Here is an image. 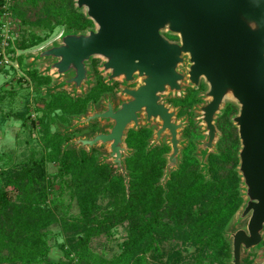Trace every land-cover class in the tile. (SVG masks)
Segmentation results:
<instances>
[{"label": "water", "instance_id": "water-1", "mask_svg": "<svg viewBox=\"0 0 264 264\" xmlns=\"http://www.w3.org/2000/svg\"><path fill=\"white\" fill-rule=\"evenodd\" d=\"M76 11L93 23L83 30L65 29L55 40L28 53V70L38 64L54 81L46 97L66 90L75 100L96 85L93 60L106 84L118 82L115 95L102 94L85 112L69 116L61 134L102 123L96 132L75 136L62 146L91 154L106 149L98 164L114 167L129 193L126 158L134 150L126 143L130 130L152 128L147 151L170 150L157 185L166 190L171 173L179 169L187 116L170 99L197 90L194 122L203 138L194 156L199 172L210 178L208 158L217 154L221 132L216 125L225 108L237 107L230 120L240 143L235 171L242 204L224 235L230 243L225 264H246L244 254L264 235V0H73ZM169 36L175 39H170ZM230 100V101H228Z\"/></svg>", "mask_w": 264, "mask_h": 264}, {"label": "trees", "instance_id": "trees-1", "mask_svg": "<svg viewBox=\"0 0 264 264\" xmlns=\"http://www.w3.org/2000/svg\"><path fill=\"white\" fill-rule=\"evenodd\" d=\"M10 15L30 29L26 37L16 38L20 49L38 46L59 25L83 30L92 24L76 11L73 0H12ZM96 63L94 60L93 65ZM95 72L96 85L85 98L75 100L66 91L51 94L42 101L47 113L60 110L59 119L68 123L69 116L85 112L91 100L97 101L111 89ZM42 80L45 78L39 80L38 87ZM194 95L171 101L181 107V113H191ZM236 112L237 107L228 104L223 113L219 153L208 158L210 178L199 172L198 160L187 151L179 169L171 173L166 190L157 184L167 148L147 151L149 131L131 130L126 141L134 152L125 160L130 178L128 195L123 177L112 176L108 165L98 164L96 155L83 149L62 154V140L69 135L47 130L45 145L50 151L46 156L0 175V264H150L149 256L160 259L162 242L176 235L183 243L203 250L204 264H225L231 255L224 232L243 201L235 171L237 133L229 121ZM44 119L41 116L39 124H44ZM46 162L57 165L55 174L46 173ZM73 202L78 211L70 215ZM57 222L73 233L60 245L64 262L47 257L48 228ZM125 222L128 238L119 253L108 256L92 249L94 238L112 236L113 229ZM245 262L251 264V260Z\"/></svg>", "mask_w": 264, "mask_h": 264}, {"label": "rangeland", "instance_id": "rangeland-1", "mask_svg": "<svg viewBox=\"0 0 264 264\" xmlns=\"http://www.w3.org/2000/svg\"><path fill=\"white\" fill-rule=\"evenodd\" d=\"M10 17L12 22L14 23V26L18 29L20 28V31L18 33L16 32V38L20 39V37L22 36L26 37L30 29H26L27 26H22L16 16L10 15ZM91 26H93V23L88 27ZM65 29L68 28H66L64 25L57 26L54 29L53 33L49 35L44 41H42L38 46L29 49H20L17 46L15 40V47L20 52L18 53L19 55L17 54L15 55V57H13V60L16 61L17 66H11L10 68H0V175L2 172L10 169L13 166H20L27 162L36 161L46 156L50 151L47 145H45L47 130L50 134L56 132L63 137L69 135V137L73 138L78 135L90 133L95 129L94 125L96 124H93L87 128L68 132L66 134H61L60 125H69L71 123L70 118L68 117V123L62 122L59 119L61 111L56 110L52 113H47L44 103L42 102L43 100L46 101L49 99L48 97H46L44 88L54 81V77L52 75L43 74L42 66L39 64L33 69L28 70L27 68L29 59L26 55L30 52L35 51L37 48L55 40L57 36ZM95 66L93 65V68L94 70H97ZM41 78H45V80H42V83L38 87V82H40L39 80H41ZM100 98L97 101H91L98 103ZM228 104L230 103L228 102ZM190 112L192 113L194 119V112L192 111V107L190 109ZM188 114L190 113L180 112L179 117L187 116L189 122ZM41 116L45 117L44 124L42 125L39 124V118ZM222 116L223 114L218 117L216 121L218 129L219 125L223 123ZM230 118L229 121L231 125L236 129L237 133V128L233 125ZM32 121L34 122L33 126L31 125ZM98 124L99 123H97V125ZM194 127L196 129L192 130L190 138H188L183 131L182 137L187 139V146L182 149V162L184 161V157L187 151H190V155L196 158L194 156V152L197 150L195 142L204 137L203 134L199 132L201 130V126L195 124ZM76 132L78 134H76ZM220 132L221 136L217 141V154L219 153L218 143L222 140L223 136L221 130ZM68 140L69 139L62 140L63 142L61 146ZM239 147L240 143L238 139L236 155ZM162 149H165V147H162ZM96 150L99 152H106V149ZM168 151V149L165 150V153H167ZM182 162L180 163V165L182 164ZM107 164L109 165V163ZM111 167L112 166H110V168ZM112 169L113 170L111 171L113 173L114 167H112ZM45 170L46 173L51 176L56 173L57 165L52 162H46ZM52 197L53 195H50L49 198ZM101 202L105 204L107 200H102ZM77 211V205L75 202H73L70 209V215H75ZM58 217H61L60 213L58 214ZM48 230V244L50 246L49 252L47 254L48 260L52 262H64L65 258L63 257V252L60 248V245L64 244L66 242V237L72 235L73 233L71 231H65L60 222H57L56 224L50 226ZM127 238L128 223L125 222L113 229L112 236L107 237L105 235H101L94 238L91 243V247L97 253L104 252L108 256H110L111 254L119 253L121 251V244ZM161 250L163 252V255L160 259H153L151 256H149L150 264H204L206 262L205 254L202 249L188 243H183V240H181L178 235L163 241ZM243 257L244 262L245 259H247L249 261L251 260V264H264V235L261 243L256 246L252 252L244 254Z\"/></svg>", "mask_w": 264, "mask_h": 264}, {"label": "built area", "instance_id": "built-area-1", "mask_svg": "<svg viewBox=\"0 0 264 264\" xmlns=\"http://www.w3.org/2000/svg\"><path fill=\"white\" fill-rule=\"evenodd\" d=\"M12 0H3L0 12V68L17 66L13 57L20 53L15 47L16 32L18 28L10 17ZM15 50V52H14ZM19 55V54H18Z\"/></svg>", "mask_w": 264, "mask_h": 264}, {"label": "flooded vegetation", "instance_id": "flooded-vegetation-1", "mask_svg": "<svg viewBox=\"0 0 264 264\" xmlns=\"http://www.w3.org/2000/svg\"><path fill=\"white\" fill-rule=\"evenodd\" d=\"M169 38L170 39H175L174 37H170L169 36ZM104 82V81H103ZM105 83V82H104ZM106 84V83H105ZM106 85H108V86H110L111 87V89L110 90H108L107 92H105V93H108V92H111L113 95H115V89H116V87H118V85H119V83L118 82H114V83H112V84H106ZM206 88V86H205V84L203 83V82H201L200 83V88L199 89H197V90H194V89H192V88H187V92H186V94H185V97L188 95V94H192L193 92L195 93V95L193 96L194 97V99H195V101L193 102V104H192V107H193V105L194 104H196V103H198V102H201V100H199L197 97H198V94H199V92L200 91H202V90H204ZM184 97V98H185ZM173 99H177V98H173ZM172 99H170L169 100V102H171L173 105H174V103L171 101ZM174 106H178V105H174ZM178 107H180V106H178ZM180 112H181V107H180V111H179V113H178V117L180 116L179 114H180ZM188 116H189V124H188V126H186V128L184 129V133L186 132L187 134H186V136L188 137V138H190V134L192 133V130H194V129H196L195 127H194V119H193V115H192V113H190V114H188ZM95 126V127H94ZM93 127L95 128L93 131H91V132H96L97 130H101L102 128H103V124H101V123H99L98 125L96 124V125H94ZM100 126V127H99ZM99 127V128H98ZM193 128V129H192ZM142 129H146V130H148L149 131V137L147 138V143H148V140H149V138L152 136V132H153V129L152 128H140V130H142ZM131 131V130H130ZM130 131H129V133H130ZM139 131V130H138ZM128 133V134H129ZM76 134H78L77 132H76ZM75 134V135H76ZM74 135V136H75ZM71 137H69V139H70ZM126 143H127V141H126ZM128 146V145H127ZM129 147V146H128ZM157 147H159V148H164V147H166L168 150H170V148L167 146V144L165 143V141L163 140V144H162V146H160V145H158ZM130 148V147H129ZM85 151V150H84ZM86 152V151H85ZM105 153V151H101V152H99V151H97L96 149H93L92 150V152H91V155L92 154H94V155H96L97 157L98 156H101V155H103ZM104 164H106V165H108L107 164V162L106 163H104ZM109 166V165H108ZM109 168H110V166H109ZM111 170H113L112 169V167L110 168Z\"/></svg>", "mask_w": 264, "mask_h": 264}]
</instances>
